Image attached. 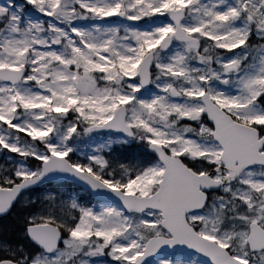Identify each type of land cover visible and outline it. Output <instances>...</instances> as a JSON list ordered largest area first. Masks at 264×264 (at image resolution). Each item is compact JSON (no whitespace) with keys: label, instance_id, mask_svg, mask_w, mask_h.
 Here are the masks:
<instances>
[{"label":"snow or ice","instance_id":"snow-or-ice-1","mask_svg":"<svg viewBox=\"0 0 264 264\" xmlns=\"http://www.w3.org/2000/svg\"><path fill=\"white\" fill-rule=\"evenodd\" d=\"M0 264H264V0H0Z\"/></svg>","mask_w":264,"mask_h":264}]
</instances>
